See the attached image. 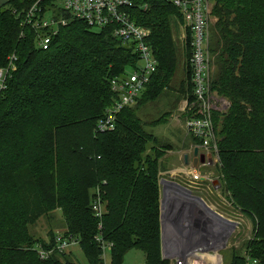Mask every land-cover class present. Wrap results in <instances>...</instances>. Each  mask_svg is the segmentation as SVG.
<instances>
[{
    "label": "trees",
    "instance_id": "obj_1",
    "mask_svg": "<svg viewBox=\"0 0 264 264\" xmlns=\"http://www.w3.org/2000/svg\"><path fill=\"white\" fill-rule=\"evenodd\" d=\"M38 1L0 7V69L15 57L0 97V264H77L57 251V234L45 242L31 233L56 212L62 236L77 243L86 264H104L106 248L111 264H123L132 250L143 253L145 264H170L162 255L159 140L132 108L120 114L114 132L95 133L116 99L111 81L135 69L137 55L110 29L93 30L59 10L56 18L66 25L42 50L37 42L47 30L22 25ZM51 2L38 7L44 13ZM137 4L145 6L129 14L148 32L157 61L137 103L167 90L182 60L190 105L189 31L180 48L176 9L159 0ZM209 20V92L228 102L225 113H212L218 189L251 221L254 236L250 261L234 257L230 264H264V0H213ZM96 190L105 204L100 229L90 207Z\"/></svg>",
    "mask_w": 264,
    "mask_h": 264
},
{
    "label": "built area",
    "instance_id": "obj_2",
    "mask_svg": "<svg viewBox=\"0 0 264 264\" xmlns=\"http://www.w3.org/2000/svg\"><path fill=\"white\" fill-rule=\"evenodd\" d=\"M45 0H39L31 9L25 13L23 26L28 25L35 30H47L44 37L39 36L38 46L47 50L51 39L56 35L59 27H64L66 21L57 19L55 12L69 15L72 20L86 24L93 30L110 29L112 37L122 46L132 48L138 57L137 66L142 63L141 68L134 69L133 74H126L120 79H114L110 83L111 91L116 99L112 106L107 109L104 116L97 122L95 133H112L116 129L120 114L126 109L136 105L140 95L150 83L156 72L157 61L153 51L148 44V32L139 27L131 18L129 12L134 7H143L137 3L144 0H52L47 10L38 7ZM169 3L178 12L186 30L189 31L190 42V77L193 101L187 104L189 116L186 119L185 129L188 135L195 141L197 147L213 156L216 154V134L212 121V113L223 112L224 101H219V109L210 105L209 77L211 64L209 57L210 40V11L213 0H159ZM43 15L41 16V14ZM51 17L46 19L47 15ZM15 57L12 56L7 65L0 69V97L7 89L8 80L14 70ZM221 106L223 109H221ZM211 110H216L212 111ZM195 179H198L195 177ZM91 212L101 228L105 214V204L99 191L93 193L91 201ZM97 243H102L99 237L95 238ZM55 244L58 252H67L70 247H76L73 240L55 236ZM50 253L40 251L39 256L47 259ZM187 259V258H186ZM175 264H189L188 260L180 258Z\"/></svg>",
    "mask_w": 264,
    "mask_h": 264
},
{
    "label": "rangeland",
    "instance_id": "obj_3",
    "mask_svg": "<svg viewBox=\"0 0 264 264\" xmlns=\"http://www.w3.org/2000/svg\"><path fill=\"white\" fill-rule=\"evenodd\" d=\"M50 17L51 15L48 14L46 19H49ZM184 28L185 26L181 21L180 30L178 32V42L180 48H182L185 38ZM182 63L183 61L181 60L178 72L167 90H164L162 94L155 99H152V97L148 96V94L147 96H143L142 100L134 105L130 110L138 119L141 120L146 127V131L159 140V143L157 141V146L163 153L159 162L162 163V166L168 169L174 165H176V167H180L182 165L183 156L186 154L191 157L192 152L191 137L185 129V123L189 116V111L186 102L188 93L185 88V75ZM142 66L143 64L140 63L137 67L141 68ZM133 73V67L129 68L128 74ZM219 101H222V99L216 94L211 93L209 100L210 105L219 109L217 103ZM226 106L228 107V102L224 101V107ZM221 109H223L222 106ZM212 111L216 110H211V112ZM218 113L225 112L223 111ZM155 121H160V123L154 126ZM214 156L215 154L212 156L211 165L204 164L198 168L202 176L207 178L205 184L203 186H199V188L204 190L203 194L209 201L208 203L214 208L216 207V209L219 210L218 213L220 216L225 220L230 221L231 224H226V222L223 221L220 222L219 229H217V232L214 229L212 237H209L207 242L201 241L196 243L195 247L199 250V253H195L197 256L192 255L191 257H188L184 255L185 257L183 259L190 262V260L194 257L201 256L203 259H210V256H213L218 260L219 264H230L234 257H240L244 258L245 261H250L251 254L247 249V244L254 239L252 223L248 218L240 214L231 202H228V199L221 188L217 191L213 190L210 182L216 180L218 181L220 177L214 167L217 160H215ZM220 183L222 186L223 182L221 181ZM198 228H201V230L203 228L206 229L204 226L203 228L202 226H199ZM52 232L57 235H62L64 232L63 220L59 212L41 217L36 222L35 227L31 229V233L35 238H39L45 242H48V237ZM217 233H220L221 236L219 237ZM217 236L219 238H217ZM204 242L207 246L204 245ZM66 253H70L71 259L77 264L87 263L78 246L70 247L67 249ZM180 254L182 256L184 253ZM177 257H179V255H177ZM175 259L178 260L179 258L175 257ZM103 262L104 264H111L110 252L108 248L103 249ZM123 264H145L144 255L138 250H132L124 257ZM189 264H191V262Z\"/></svg>",
    "mask_w": 264,
    "mask_h": 264
},
{
    "label": "crops",
    "instance_id": "obj_4",
    "mask_svg": "<svg viewBox=\"0 0 264 264\" xmlns=\"http://www.w3.org/2000/svg\"><path fill=\"white\" fill-rule=\"evenodd\" d=\"M6 1L7 0H0V7H2ZM191 143L193 152L194 147L197 146L192 138ZM192 152L191 157H189L190 161H193ZM199 154L204 156L210 155L201 148H199ZM160 164L162 166V163ZM163 168L164 170L159 173L160 200L162 199L163 191L160 181L163 182L165 193L161 231L163 242L161 243L162 249L164 250L163 257L167 258L170 264H175V257L180 259L185 256L191 257L195 255V253H199V250L195 247L196 243L201 241L207 242L208 238L212 237L214 229L217 232L219 224L223 220L213 214L214 212L220 215L218 213L219 210L208 203L209 201L203 194L204 190L199 188V186H203L207 180L205 176H202L199 170L195 172L191 165L185 166L183 159L180 167L174 165L169 169L164 166ZM195 177L198 179H195ZM202 178H205V180H202ZM212 182L213 181L210 182L211 186ZM213 190L217 191L218 188ZM197 198L201 199L205 205L199 202ZM199 226H202V228L204 226L206 229L203 228L201 230V228H198ZM217 235L219 237L221 236L220 233H217ZM218 236L217 238H219ZM204 245L207 246L205 242ZM180 253L184 254L181 256ZM177 255H179V257H177Z\"/></svg>",
    "mask_w": 264,
    "mask_h": 264
},
{
    "label": "water",
    "instance_id": "obj_5",
    "mask_svg": "<svg viewBox=\"0 0 264 264\" xmlns=\"http://www.w3.org/2000/svg\"><path fill=\"white\" fill-rule=\"evenodd\" d=\"M192 156H193V159H192L193 161H190L188 155H184L183 160H184V165L188 166L190 164L192 169L195 172L198 170L199 166H201V165H204V164L211 165L212 164L211 163L212 162V156L211 155H208V156L200 155L198 147H194L193 152H192ZM202 180H205V178H202ZM160 185L163 187L162 199L160 200V227H161V231H162V219H163L162 211H163V206H164L165 193H164V186H163V182L162 181H160ZM212 188L213 189L219 188V182L217 180L212 182ZM197 200L199 202H201L203 205H205L201 199L197 198ZM213 214L217 215L224 222L231 223L230 221L225 220L223 217H221L217 213L213 212ZM161 242H163L162 234H161ZM163 254H164V250L162 249V255Z\"/></svg>",
    "mask_w": 264,
    "mask_h": 264
},
{
    "label": "bare ground",
    "instance_id": "obj_6",
    "mask_svg": "<svg viewBox=\"0 0 264 264\" xmlns=\"http://www.w3.org/2000/svg\"><path fill=\"white\" fill-rule=\"evenodd\" d=\"M190 262H191V264H194V263L217 264L218 260L216 258H214L213 256H210V259H205V258L203 259V258H201V256H199V257H194L193 259L190 260ZM219 262H220V260H219Z\"/></svg>",
    "mask_w": 264,
    "mask_h": 264
}]
</instances>
